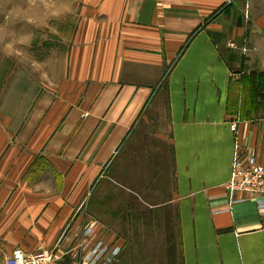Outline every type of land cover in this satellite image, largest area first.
<instances>
[{
    "label": "crops",
    "instance_id": "crops-1",
    "mask_svg": "<svg viewBox=\"0 0 264 264\" xmlns=\"http://www.w3.org/2000/svg\"><path fill=\"white\" fill-rule=\"evenodd\" d=\"M78 17L52 79L0 94V264H264V196L226 187L235 161L264 167V101L229 110L264 75V0Z\"/></svg>",
    "mask_w": 264,
    "mask_h": 264
},
{
    "label": "rangeland",
    "instance_id": "rangeland-1",
    "mask_svg": "<svg viewBox=\"0 0 264 264\" xmlns=\"http://www.w3.org/2000/svg\"><path fill=\"white\" fill-rule=\"evenodd\" d=\"M89 3L91 0H0V94L10 83L35 90L31 83L37 85L55 76L59 52L69 48L75 37L78 11ZM252 79L254 83L250 78L243 81L244 105L229 108L239 118L250 116L256 97L264 101V78ZM258 82L259 88L254 85Z\"/></svg>",
    "mask_w": 264,
    "mask_h": 264
},
{
    "label": "built area",
    "instance_id": "built-area-1",
    "mask_svg": "<svg viewBox=\"0 0 264 264\" xmlns=\"http://www.w3.org/2000/svg\"><path fill=\"white\" fill-rule=\"evenodd\" d=\"M230 47H234V45L230 44ZM230 130L235 132V125L232 124ZM226 187L231 192L264 196V167L260 165L240 166L235 161ZM3 264H65V261L63 255H58L53 250L27 253L19 248H14L5 257Z\"/></svg>",
    "mask_w": 264,
    "mask_h": 264
},
{
    "label": "trees",
    "instance_id": "trees-1",
    "mask_svg": "<svg viewBox=\"0 0 264 264\" xmlns=\"http://www.w3.org/2000/svg\"><path fill=\"white\" fill-rule=\"evenodd\" d=\"M254 77H256V75L255 74H252V75H250V76H246L245 78H250L251 79V81H250V83H254V79H252V78H254ZM244 78V79H245ZM258 78H264V75L262 74V75H260ZM244 81V80H243ZM259 81V80H258ZM261 83L260 82H258L257 83V85H256V83L254 84L257 88H259V85H260ZM259 96V95H258ZM257 98V97H256ZM258 98H260V97H258ZM253 99V101H254V98H252ZM255 104H256V102H255Z\"/></svg>",
    "mask_w": 264,
    "mask_h": 264
}]
</instances>
